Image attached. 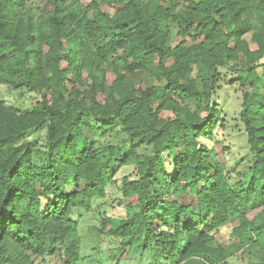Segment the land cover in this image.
I'll use <instances>...</instances> for the list:
<instances>
[{
	"label": "trees",
	"instance_id": "trees-1",
	"mask_svg": "<svg viewBox=\"0 0 264 264\" xmlns=\"http://www.w3.org/2000/svg\"><path fill=\"white\" fill-rule=\"evenodd\" d=\"M251 30L255 50L243 40ZM171 33L194 44L171 47ZM193 65L205 70L200 88L187 79ZM219 68L244 91L233 128L247 148L234 162L240 170L220 163L213 146L221 139L229 149L212 104ZM260 72L264 0H0V82L24 73L23 86L43 94L29 111L0 102V264L79 261L72 216L105 196L97 140L114 128L152 149L122 178V197L138 211L99 227L120 252L223 264L245 245L264 251V95L248 92ZM43 129V144L28 139ZM234 222L229 249L212 248L211 234Z\"/></svg>",
	"mask_w": 264,
	"mask_h": 264
},
{
	"label": "rangeland",
	"instance_id": "rangeland-1",
	"mask_svg": "<svg viewBox=\"0 0 264 264\" xmlns=\"http://www.w3.org/2000/svg\"><path fill=\"white\" fill-rule=\"evenodd\" d=\"M89 0H81L85 5ZM35 5V3H32ZM104 9L111 12V9L104 6ZM49 9L44 6L40 7V13L46 14ZM252 25L255 20L252 17ZM253 30L243 36V40L247 43L251 50L256 49L253 40ZM184 42L186 46L194 44L193 40H182L175 37L172 33L169 36V45L175 47ZM105 68V66H104ZM200 70V71H199ZM205 70L203 66H192V72L187 79L197 81L200 88L199 80L204 77ZM261 77L260 84L254 89L249 90L250 93L264 95V73H259ZM6 82H0V102L14 111H29L37 101L43 96L42 93L32 92L25 86L26 75L24 73H16L5 75ZM106 78L109 82L114 80L112 71L106 68ZM151 79L148 78H142ZM216 91L212 97V104L217 106L220 112L221 120L225 124L226 129H221L223 138L229 140V149L223 153L222 147L226 145L221 139L213 143L218 154L220 163H224L226 168H235L240 170L241 165H234V162L246 153L245 139L240 131H233L236 124V118L241 107V98L244 93L236 82V76L226 68H219L215 75ZM76 90L83 93L86 91L85 86L76 85ZM107 97V92L104 98ZM49 98V97H48ZM103 97H99L102 101ZM164 118L172 117L169 112H163ZM220 131V129H218ZM90 135V134H89ZM28 139L36 140L39 144H43L45 139V129L38 132L30 133ZM99 147V158L106 163L105 181L106 193L101 199L93 201L92 209L89 212L78 211L72 218L78 223V245H79V261L75 264H157L151 252L140 255L134 248H127L120 252V240L107 237L99 232L102 218L107 216L115 219H125L138 211V206L134 199H123L121 193L122 178L132 171L133 161L138 155H150L151 147L139 145L137 143L128 144L126 135L114 128L110 132L100 136L97 140ZM226 156V157H225ZM35 162L41 161V155L35 154L33 157ZM131 205L130 206H128ZM256 213L253 212L250 218ZM236 223H232L212 233L213 241L210 246L219 248L223 251L229 249V235L232 227ZM264 251L257 247L245 245L243 248L235 251L222 262L223 264H264ZM38 264H62V260L58 256L45 258L44 262L37 261Z\"/></svg>",
	"mask_w": 264,
	"mask_h": 264
},
{
	"label": "built area",
	"instance_id": "built-area-1",
	"mask_svg": "<svg viewBox=\"0 0 264 264\" xmlns=\"http://www.w3.org/2000/svg\"><path fill=\"white\" fill-rule=\"evenodd\" d=\"M38 3H41L43 0H36Z\"/></svg>",
	"mask_w": 264,
	"mask_h": 264
}]
</instances>
